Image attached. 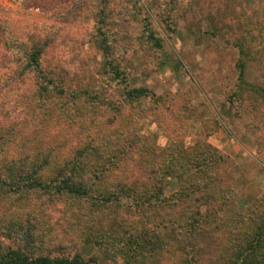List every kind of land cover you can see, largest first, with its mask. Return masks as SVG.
Segmentation results:
<instances>
[{"label":"rangeland","instance_id":"rangeland-1","mask_svg":"<svg viewBox=\"0 0 264 264\" xmlns=\"http://www.w3.org/2000/svg\"><path fill=\"white\" fill-rule=\"evenodd\" d=\"M100 15L103 20L98 23ZM143 17L154 27L161 47H152L143 39ZM98 24L113 33L112 40L117 39L113 55L126 72L127 87L145 86L155 95L166 94L165 104L158 108L150 98H143L138 134L145 143L162 151L174 142L188 147L207 141L231 160L233 211L253 207L264 199V113L249 93L241 112L229 101L238 81L234 39L251 36L257 52L248 62L246 77L264 84V0H22L11 5L0 0V144L19 139L25 141L31 156L52 147L68 157L74 147L93 144L90 139L94 135L116 130L119 123L104 108L95 110L94 130L88 128L90 113L84 110L77 109L84 116L79 120L62 111L42 114L33 99V75L29 72L23 80L17 75L37 40L52 46L46 57L54 55L63 61L61 65L74 75L69 79L73 87L80 91L94 87L116 98L117 83L107 80L104 56L95 42ZM179 117L185 127L179 124ZM136 157H121L107 171L108 178L139 177L152 190L158 186L165 202L141 212L133 195L108 201L97 224L102 232L115 235L114 240L82 234L75 228L78 208L45 195L19 201L7 194L9 198L0 199V227L14 220L23 226L32 223L35 241L25 247L18 240L27 254H79L85 260L92 258L90 264H131L125 253L128 237L148 231L154 238L163 237L161 228L139 229L140 217L146 214L155 222H165L186 210L174 202L176 177L160 176L158 168L143 172ZM84 180L92 182V173H86ZM200 210L203 212L204 206ZM7 211L15 216L11 218ZM201 227L192 252L199 264H219L237 237L236 229L224 223ZM0 230L1 244L16 247L15 238L4 234L8 230ZM132 260V264H173L162 253L136 254Z\"/></svg>","mask_w":264,"mask_h":264},{"label":"trees","instance_id":"trees-1","mask_svg":"<svg viewBox=\"0 0 264 264\" xmlns=\"http://www.w3.org/2000/svg\"><path fill=\"white\" fill-rule=\"evenodd\" d=\"M101 20L103 17L100 15L97 22ZM142 20L143 39L152 47H161L154 27L148 19L143 17ZM97 31L95 42L104 56L103 70L108 76L107 80L116 82L118 86L116 91L119 96L116 98L103 94L94 87L82 91L77 86L73 87L69 79L74 75L61 65L63 61L54 55L46 57L47 52L53 50L52 46L37 40L32 44L27 59L22 61L17 75L21 80L29 72L33 75V99L42 114L46 115L48 110L62 111L79 120L83 116L80 112L84 110L90 113V117L86 119L88 128L94 130L95 110L104 108L113 113L112 118L119 126L111 133L94 135L90 139L93 144H86L82 148L74 147V152L68 157L62 156V153L52 147L31 156L25 141L19 139L10 140L9 145L0 144V199L4 200L9 196H16L19 201L23 197H59L66 200L70 208L72 205L78 208L75 228L79 232L89 238L100 235L114 240L115 235L105 230L103 233L97 224L102 220L101 208L108 204V201L114 202L123 195H133L137 209L141 212L150 205L165 202L158 186L157 190H152L139 177L108 178L107 171L115 166L121 157L136 154L143 172L150 173L158 168L161 171L160 176L176 177L178 184L173 195L174 202L184 205L186 210L166 219L165 222H155L146 214L140 217L137 221L138 226H141L139 229L145 231L146 227V230L161 228L163 237L154 238L150 231L128 237L125 253L131 259V264L132 257L136 254L146 257L161 253L167 255L173 264H199L198 258L192 252L200 232L198 228L201 229L204 225L212 228L219 223L234 227L237 233L236 239L227 249V256L219 260V264H264V199H259L253 207L233 211L230 198L232 175L228 169L231 160L207 141L200 140L188 147L174 142L162 151H156L145 143L143 137L138 134V120L143 115V98H150L154 107L158 108L165 104L166 94L155 95L145 86L128 88L126 72L118 57L113 55L117 39L112 40L113 33L102 30L99 24ZM233 44L238 50V81L229 101L241 112L240 108L246 100L245 94L249 93L247 95L251 94L257 98L264 113V84L251 82L246 77L248 62L257 52L256 44H253L249 34L242 40L234 39ZM178 119L179 124L186 125L182 117ZM88 172L92 173V182L84 180V175ZM157 180L162 182L159 176ZM13 200L14 198L12 202ZM201 206H204L203 212L200 210ZM83 208L87 210L85 213H82ZM7 212L11 218L15 216L11 211ZM26 218L28 219L27 216ZM31 218L29 215L28 220L31 221ZM148 222L152 224L151 227ZM32 225L29 223L23 226L17 220L1 225L2 230H8L4 234L15 238L17 245L11 247L0 242V264H90L93 261L92 258L85 260L79 254H27L18 240L20 239L25 247L35 241ZM0 233L3 234L1 230ZM176 258L178 261L175 263Z\"/></svg>","mask_w":264,"mask_h":264},{"label":"built area","instance_id":"built-area-1","mask_svg":"<svg viewBox=\"0 0 264 264\" xmlns=\"http://www.w3.org/2000/svg\"><path fill=\"white\" fill-rule=\"evenodd\" d=\"M8 3V5H11L13 2H18L19 4L22 2V0H4Z\"/></svg>","mask_w":264,"mask_h":264}]
</instances>
